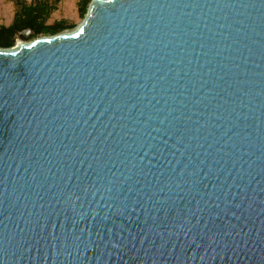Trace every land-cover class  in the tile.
I'll return each mask as SVG.
<instances>
[{"label":"water","instance_id":"1","mask_svg":"<svg viewBox=\"0 0 264 264\" xmlns=\"http://www.w3.org/2000/svg\"><path fill=\"white\" fill-rule=\"evenodd\" d=\"M0 264H264V0L0 47Z\"/></svg>","mask_w":264,"mask_h":264},{"label":"trees","instance_id":"2","mask_svg":"<svg viewBox=\"0 0 264 264\" xmlns=\"http://www.w3.org/2000/svg\"><path fill=\"white\" fill-rule=\"evenodd\" d=\"M62 0H34L26 2L16 0V11L13 22L9 25H0V47H11L14 45L13 39L21 37L32 40L44 35H54L65 32L73 27L63 20L48 23V19L54 10L58 8ZM92 0H80L79 9L85 17ZM30 31V35L23 34Z\"/></svg>","mask_w":264,"mask_h":264},{"label":"rangeland","instance_id":"3","mask_svg":"<svg viewBox=\"0 0 264 264\" xmlns=\"http://www.w3.org/2000/svg\"><path fill=\"white\" fill-rule=\"evenodd\" d=\"M28 3L34 0H24ZM80 0H62L58 8L53 11L51 17L48 19V23L63 20L66 23L73 25L72 28L66 31H72L76 29L83 21L84 17L79 9ZM16 11V0H0V25L9 26L14 19ZM24 34V32H23ZM31 34V33H30ZM28 41L27 39L18 35L13 39L14 45L20 42Z\"/></svg>","mask_w":264,"mask_h":264}]
</instances>
